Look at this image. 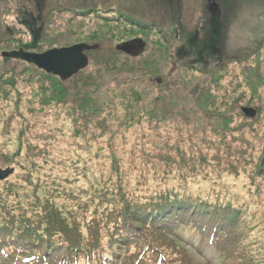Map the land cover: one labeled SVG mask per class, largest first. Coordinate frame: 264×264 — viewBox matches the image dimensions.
<instances>
[{"label":"rangeland","instance_id":"1","mask_svg":"<svg viewBox=\"0 0 264 264\" xmlns=\"http://www.w3.org/2000/svg\"><path fill=\"white\" fill-rule=\"evenodd\" d=\"M166 1L0 0V54L97 46L85 69L57 83L0 56V168L13 170L0 181V222L57 245L87 239L99 221L123 226L121 236L144 230L128 224L131 213L141 212L139 224L147 215L223 216L219 247L185 236L169 244L172 264H264V76L256 71L264 72V0L217 1L221 53L197 49L202 64L190 49L212 25L206 0ZM137 38L147 43L139 58L115 52ZM183 75L198 91L222 77L213 85L237 98L234 109L215 107L223 115L212 120L203 109L197 124L189 110L201 98L173 88ZM241 106L257 115L241 118ZM143 245L124 247L111 264H133ZM139 258L149 264V254Z\"/></svg>","mask_w":264,"mask_h":264},{"label":"trees","instance_id":"2","mask_svg":"<svg viewBox=\"0 0 264 264\" xmlns=\"http://www.w3.org/2000/svg\"><path fill=\"white\" fill-rule=\"evenodd\" d=\"M171 1L172 0H167L166 5L168 6ZM174 1L179 2L180 0ZM204 9L205 15L208 17L207 23L210 20L209 23H212V25H207V29L205 32L206 36H204L205 38L201 39V41L197 37H193L192 42L194 44V49H190V56H192L194 58L193 61L197 62L198 64H202L204 62L202 61V59L199 60L198 57L192 54L195 51L198 53L197 49L201 50L199 51V53H202V55L205 54L206 51L214 53L213 50H209V46H211L214 48L217 54L221 53L220 45L222 42L221 32L223 28V17L221 15L220 18L216 17L211 19L206 11V7H204ZM198 19L199 16L197 20ZM195 27L196 25L194 26V29ZM202 30H205L203 26L201 27V31ZM138 39H141L145 44V49L142 53L135 56H129L117 52L116 50L115 52L129 58H139L141 55L146 53L147 43L146 39L144 38ZM202 41H205V45H200V49L198 43ZM96 48L97 46H95L87 53L93 51ZM30 49H32V47H27L24 50L30 51ZM182 54L183 57L187 56L186 53ZM1 58L4 60H12L5 57ZM243 62L244 64L247 63L245 59ZM256 71L264 76V72L261 69H256ZM247 72L248 71H246L245 74H247ZM185 76L186 75H183V77L177 81L176 85L173 86V88L178 90V92H184L187 90L191 91L193 94H195L196 97L201 98L202 105L197 103L189 110V112L195 114L197 120H201L197 122V124L204 123L202 122L204 120L200 119L197 116V114L202 112L203 109L204 111L210 113L209 117H207V120H212L215 117L219 119L218 116L223 115L222 113L218 112V110H221L222 106L225 107L222 111L227 112L230 111L236 101H238L237 98H233L230 94H226L227 91L224 85H213V83L220 80L222 77H220L219 79H214L211 86L203 89L202 91H198V87L194 85L195 82L193 81V79L187 78ZM49 78L55 81L57 80V78L55 79V77ZM260 88H264V84L260 86ZM218 95H225V97ZM210 96L216 98L217 101L215 103H219L220 105H215V103L208 102L206 99H208ZM215 107H219L218 110ZM164 108L165 107L162 106V109ZM233 109L234 107L231 110ZM238 109L241 111L239 112L241 118H248L250 116L253 117L257 115V110L252 108L243 109L241 106ZM188 116L191 118L195 117L191 116L190 114H188ZM225 140L226 141H224V145L228 143L226 138ZM151 214H155V212H151ZM124 218L127 219L129 225H144L145 229L143 230L138 227L132 229L125 228L124 233L121 236V234L118 232L123 226H119L120 224L118 223L102 224V222L99 221L98 224H92L91 230L93 231H91L87 239L84 240L82 238H77L75 242H72L70 239H63L59 241V244L57 245L53 243L54 240L52 238H49V236H41L40 232H38L37 229L32 231V233L28 232L25 234L23 232H17L10 223L0 222V253L1 251L6 252V257L10 260L16 258L26 259L27 261L34 260V264H43L45 261H47L48 264H111V262L119 256L124 247H127L130 244H139L141 241H144V245L142 246V248L137 250L136 252L139 253H135V255L132 256V258H135L133 264H135V261L136 264H139L142 261V259H140L139 257H145L147 254H149L150 257L148 258L149 264H172L169 259V255L175 252L173 250H169V244L175 242L174 246L176 247V244H180V238L182 239L185 236L193 237V235H197L198 240H200L199 243L201 242L207 245L214 244L216 245V247H219L221 242L224 241L223 233L226 229V225L224 222L225 218L223 216H218V218H213L212 216L210 220H207L208 218H205L201 215L197 216L193 212L185 213L182 216L176 214L170 217H155L147 215V220H144V223L140 224L135 218H139V220H141V212L137 214L131 213V216L129 218L127 216H124ZM108 224L110 226H108ZM141 231L145 232L146 234L144 235V238L140 233ZM153 231L157 232V235H159L160 238L158 240L151 237L150 234H153ZM181 233L182 236L180 235ZM0 258L3 257L0 256Z\"/></svg>","mask_w":264,"mask_h":264},{"label":"water","instance_id":"3","mask_svg":"<svg viewBox=\"0 0 264 264\" xmlns=\"http://www.w3.org/2000/svg\"><path fill=\"white\" fill-rule=\"evenodd\" d=\"M115 48L126 55H136L138 51L143 50L144 44L141 40H135L122 43ZM92 49L93 46L79 43L70 47L53 48L43 53H32L22 49L4 51L1 56L33 65L38 70L64 82L87 67L88 58L85 53ZM159 82L160 80H157V83ZM12 173V169L0 168V181L8 178Z\"/></svg>","mask_w":264,"mask_h":264},{"label":"flooded vegetation","instance_id":"4","mask_svg":"<svg viewBox=\"0 0 264 264\" xmlns=\"http://www.w3.org/2000/svg\"><path fill=\"white\" fill-rule=\"evenodd\" d=\"M218 0H206V11L209 14V17L212 18H220L223 15L218 7Z\"/></svg>","mask_w":264,"mask_h":264}]
</instances>
